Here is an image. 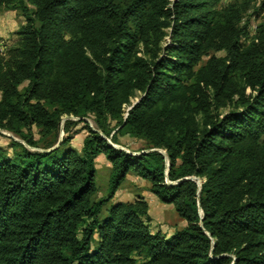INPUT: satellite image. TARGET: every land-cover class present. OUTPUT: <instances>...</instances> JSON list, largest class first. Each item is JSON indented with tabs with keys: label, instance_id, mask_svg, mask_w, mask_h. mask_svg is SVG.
I'll return each mask as SVG.
<instances>
[{
	"label": "trees",
	"instance_id": "1",
	"mask_svg": "<svg viewBox=\"0 0 264 264\" xmlns=\"http://www.w3.org/2000/svg\"><path fill=\"white\" fill-rule=\"evenodd\" d=\"M223 1L0 0V264H264V0ZM129 177L185 226L112 202Z\"/></svg>",
	"mask_w": 264,
	"mask_h": 264
},
{
	"label": "rangeland",
	"instance_id": "2",
	"mask_svg": "<svg viewBox=\"0 0 264 264\" xmlns=\"http://www.w3.org/2000/svg\"><path fill=\"white\" fill-rule=\"evenodd\" d=\"M259 1L261 0H255V2L257 3ZM231 2L232 0H224L223 4L228 5ZM251 11L252 10H249L248 14L251 13ZM263 19L264 13L254 16L253 20L251 21V23H253V27L255 28ZM23 23L24 19L20 16V13L18 11H11L6 9L0 10V51H2L0 52L1 54L5 55L8 49L16 45L18 39L15 33ZM254 28H252L250 33L251 37L255 33ZM207 59L208 58H204L202 65L205 64ZM65 121L76 120L72 117H65L62 119L59 132L57 133V135L51 137L49 140L50 142L55 143L54 147L59 142H61L64 137L63 126ZM86 123L91 128H94V124L91 119H86ZM81 126L82 125H79L76 129H81ZM85 135L86 132L82 131L75 137L72 143L74 149H80L82 139ZM10 139L21 142L12 134L2 131L0 133V147H6ZM35 139H39L38 135L36 134ZM119 140L121 145H114V147L122 148L125 151H138L144 147V143L142 141L132 139L127 136L121 137ZM49 141L41 142L40 149H42ZM96 171L97 173L95 179V186L97 192L95 198L99 199L101 197L107 196L108 179L110 174V165L101 156L96 160ZM149 188L150 185L147 182L138 180L133 177H129L128 180L116 192L112 202L116 201L129 203L135 201L137 198H142L148 204L149 207V226L151 231H161L162 233L169 235L173 231L183 228L185 226V223L176 215L173 210V206L161 204L159 200L149 192Z\"/></svg>",
	"mask_w": 264,
	"mask_h": 264
},
{
	"label": "water",
	"instance_id": "3",
	"mask_svg": "<svg viewBox=\"0 0 264 264\" xmlns=\"http://www.w3.org/2000/svg\"><path fill=\"white\" fill-rule=\"evenodd\" d=\"M69 119H71V118H69ZM76 121H78L79 119H75ZM2 131H0V133H1ZM59 144H60V142L55 146V147H53L52 149H50V150H53V149H55V148H57L58 146H59ZM115 148H118V147H115ZM118 149H121V150H124V149H122V148H118ZM49 150V151H50ZM167 168H168V166H167Z\"/></svg>",
	"mask_w": 264,
	"mask_h": 264
},
{
	"label": "built area",
	"instance_id": "4",
	"mask_svg": "<svg viewBox=\"0 0 264 264\" xmlns=\"http://www.w3.org/2000/svg\"><path fill=\"white\" fill-rule=\"evenodd\" d=\"M0 52H2V51H0Z\"/></svg>",
	"mask_w": 264,
	"mask_h": 264
}]
</instances>
